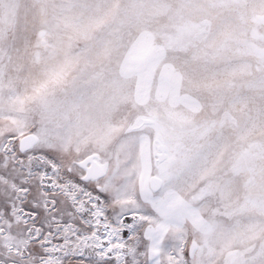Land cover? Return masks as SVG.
Masks as SVG:
<instances>
[{
    "label": "rangeland",
    "instance_id": "374dc122",
    "mask_svg": "<svg viewBox=\"0 0 264 264\" xmlns=\"http://www.w3.org/2000/svg\"><path fill=\"white\" fill-rule=\"evenodd\" d=\"M44 151L136 192L180 174L157 202L165 248L192 264L207 241L210 264H244L264 243V0H0V194Z\"/></svg>",
    "mask_w": 264,
    "mask_h": 264
},
{
    "label": "snow or ice",
    "instance_id": "6c2138e0",
    "mask_svg": "<svg viewBox=\"0 0 264 264\" xmlns=\"http://www.w3.org/2000/svg\"><path fill=\"white\" fill-rule=\"evenodd\" d=\"M23 155L21 149V159L13 158V165L19 163L23 168ZM38 159L40 172L33 173L30 160L24 174L13 181L11 192L0 194V238H4L0 264H189L183 243L165 248L167 232L162 229L173 216L157 203L165 200L180 174L165 169L162 183L147 189L142 183L136 192L135 175L122 176L117 170L93 181L85 178L83 170L77 174L59 169L50 151L40 153ZM8 167L5 153L0 168ZM61 184H67L69 190L61 191ZM217 215L223 213H212L215 229L231 231ZM66 230L74 236L62 235ZM8 236L16 242L8 243ZM73 239L75 244L69 245ZM205 247L207 241L199 260L189 253L192 264H210L212 250L208 249L209 258H205ZM244 264H264V243L258 251L253 246Z\"/></svg>",
    "mask_w": 264,
    "mask_h": 264
},
{
    "label": "bare ground",
    "instance_id": "6f19581e",
    "mask_svg": "<svg viewBox=\"0 0 264 264\" xmlns=\"http://www.w3.org/2000/svg\"><path fill=\"white\" fill-rule=\"evenodd\" d=\"M30 138L29 139H26L23 141V145L27 146L30 144ZM157 152L159 153V156L161 157V159H164L165 157V150L163 149V147L160 145V152L159 150L157 149ZM92 158V157H91ZM91 162L92 164V167L89 168L87 167V171H88V176H90L93 180H96V179H99V177L102 175V168L98 165V163H96L93 159H89L87 161L88 162ZM86 163H84V166L86 167ZM88 166V165H87ZM162 183V180L159 178V177H156L154 178L153 180V185H157V184H160Z\"/></svg>",
    "mask_w": 264,
    "mask_h": 264
}]
</instances>
